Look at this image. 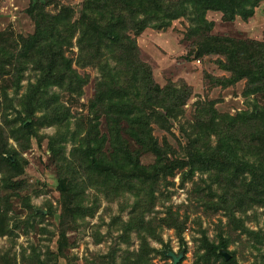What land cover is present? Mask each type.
Wrapping results in <instances>:
<instances>
[{
    "label": "trees",
    "instance_id": "1",
    "mask_svg": "<svg viewBox=\"0 0 264 264\" xmlns=\"http://www.w3.org/2000/svg\"><path fill=\"white\" fill-rule=\"evenodd\" d=\"M261 1L84 0L76 13L71 6L58 7L55 0H31L26 13L34 24L33 34L14 39V32L0 31V237L15 242L16 231L35 227L37 217L42 221L58 217L60 222L56 252L48 249L45 258L41 249L32 247L28 257L23 255L24 264L70 259L66 250L71 230L79 229V220L88 224L103 200L108 206L100 216L102 222L112 204L119 214L112 215L109 224V234L111 227L117 232L115 248L100 256L97 264H118V258L121 264H153L157 255L172 259L152 242L171 249L159 231L165 226L186 247L184 233L195 206L189 204L182 214L168 208L162 218L155 213L148 220L147 215L155 212L160 200L161 181L167 182L180 170H185L183 186L199 177L194 181L199 186L197 208L202 207L207 217L220 213L227 219L226 225L220 219L217 241L210 240L200 218L195 220L201 235L194 237L193 264H239L237 251L229 250L231 234L237 231L262 246L253 247L264 264V232L249 230L237 216L256 206L264 208V42L214 35L215 24L206 18L209 12H218L226 22L238 16L248 20ZM183 18L192 24L187 39L199 59L224 58L217 63L231 76L215 79L217 84L229 87L245 81L242 95L249 108L231 115L220 112L215 102L197 103L193 119L180 123L188 128V143L176 152L154 134V126L170 132L192 90L185 82L156 83L151 66L140 57L136 37L149 27L166 30ZM75 66L96 69L99 76L82 75ZM30 69L33 74L25 77ZM26 79V92L18 99ZM90 83L94 95L86 105L89 113L77 116L74 123L71 104ZM44 126L56 128L55 135L47 137V147L58 174L61 214L52 207L44 213L27 192L30 163L22 153L42 141L37 130ZM147 154L154 160L143 163ZM88 200L91 206L86 205ZM15 203L26 210L27 218L16 212ZM127 210L125 220L122 215ZM133 233L138 249H127L119 257V244L130 245ZM95 238L96 243L103 240L100 234ZM222 251L231 258L227 260ZM10 258L6 249L0 264H17L15 257Z\"/></svg>",
    "mask_w": 264,
    "mask_h": 264
},
{
    "label": "rangeland",
    "instance_id": "2",
    "mask_svg": "<svg viewBox=\"0 0 264 264\" xmlns=\"http://www.w3.org/2000/svg\"><path fill=\"white\" fill-rule=\"evenodd\" d=\"M30 1L31 0H0V31L14 32V39H18L21 35L27 37L33 34L34 24L26 13ZM55 1H57L58 7L71 6L75 9L76 13H78L82 8L84 0ZM55 8L56 5L51 7L53 11L56 10ZM206 18L209 21H213L215 24L212 31L214 35L264 42V1L256 5L254 15L248 20L238 16L234 22H226L223 19V15L218 12H209ZM190 27H192V24L189 19L183 18L172 22L171 27L166 30L156 31L152 29V27H149L136 37L141 55L140 57L151 66L156 83L165 86L171 82L174 84L185 82L192 90L191 97L184 107L183 115L176 121H173L170 132L162 131L158 126H154V134L161 140L166 139L172 150L176 152H182L184 149L183 147L188 143V128H185L186 125L181 126V124L185 123L187 120L193 119L197 103L215 102V106L220 112L229 113L231 115L236 111L249 108L242 95L245 81L243 80L229 87H223L217 84L215 79L222 77L229 78L231 76L230 72L221 70L217 63V60H224V58L214 55L199 59L192 41L187 39V33ZM75 68H77L82 75L89 73L93 77L99 76L96 69L86 68L82 70L77 66H75ZM31 74H33L32 69L25 73V77L30 78L29 76ZM28 81L29 80L26 79L22 82L23 88L20 91L18 99L26 92L25 87H27ZM8 92L10 97L14 96L13 90H9ZM93 95L94 85L90 83L84 88V95L78 99L76 104H71L73 122L77 116L87 115L89 113V109L86 105H88ZM42 115L43 112L38 113L36 117ZM101 127L104 132L106 128L105 120L102 121ZM72 128L74 130L76 129L75 124H72ZM55 133V127L44 126L38 129L37 134L41 137L42 141L40 143H33L30 149L22 153V156L30 163L27 192L31 196L32 203L40 210L44 208V213L47 212L46 208L52 207L57 214H61L59 202L60 193L58 191L57 180L58 174L55 165L51 161V156L47 147V137L55 135ZM10 143L16 147V142L13 139H10ZM152 160L154 159L150 154L143 156V163H150ZM184 171L185 170H180L176 172L175 176L167 179V182L161 181L162 193L159 192L160 200L155 207V212L153 214H148L147 219H151L155 213H157L156 215L159 218L165 217L168 208H172L174 212L179 211L180 214H182L189 204L195 206V213L191 214L187 223V229L184 233L186 247H181L180 241L174 230L168 229L165 226L162 228L159 227V231L164 242L168 243L171 249L165 250L161 243L152 242L153 247L161 249L168 257V252L170 251H174L177 255L184 251L181 264H193L195 260L194 251L197 245L194 237L198 238L201 235V233L197 232L199 226L195 223V220L200 218L199 220L202 221V229L207 230V235L210 240L217 241L220 219H222L224 225H226L227 219L220 213L211 218L207 217L203 213L202 207L197 208L196 204L200 206V202L197 200L198 194H195V191H197L199 186L195 185V182L199 181V177L198 175L195 176L193 181L186 180L183 186L182 179ZM85 203L91 206L92 201L88 200ZM106 206H108V203L103 200L101 209L94 218L88 219V224L81 222V220L78 221L80 225L78 226L79 229L71 230V238L66 250V254H69L70 259L60 258L59 264H97L100 256L109 253L112 247L115 248L116 241L114 236L117 235V232L111 227L112 233L109 234V224L112 215L117 216L119 214V209L116 204H112V211L103 215L104 222H102L100 216ZM14 209L16 212L23 215V219L27 218V212L20 203H15ZM122 216L127 220L128 210L123 212ZM237 216L245 220L244 223L249 230L264 232L263 207L256 206L254 209L248 210L245 214H241V212L237 213ZM36 222V226L30 228L28 231H16L17 236L15 242L11 241L12 239L8 236L0 237V254L7 249V253L12 261L13 257H15L17 264H24L23 255L25 253V256L28 257L32 247L41 249L45 253V258L48 249L56 252L60 233V222L58 217H47L44 221L41 220V217H37ZM98 225H100L99 228H97ZM43 229H45V232H42ZM237 233L238 234H231V239L233 241L232 244H230L229 250L230 252L237 251L236 258L238 263L262 264L260 252L253 247L254 245L260 248L262 246L247 235H241L239 231H237ZM95 234L102 235L103 240L96 243ZM138 244L137 234L133 233L130 245L123 242L119 244L122 249L121 252H119V257L123 251L127 249L131 251L138 249ZM242 253L244 258H242ZM261 253H264V248ZM117 262L121 264V258H118ZM152 262L153 264H171L172 259L157 255Z\"/></svg>",
    "mask_w": 264,
    "mask_h": 264
},
{
    "label": "water",
    "instance_id": "3",
    "mask_svg": "<svg viewBox=\"0 0 264 264\" xmlns=\"http://www.w3.org/2000/svg\"><path fill=\"white\" fill-rule=\"evenodd\" d=\"M222 254L227 256V260L231 258V256L226 251H222ZM168 255L174 260V264H178L184 257V251H182L179 255H177L174 251H170L168 252Z\"/></svg>",
    "mask_w": 264,
    "mask_h": 264
}]
</instances>
